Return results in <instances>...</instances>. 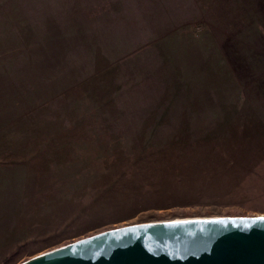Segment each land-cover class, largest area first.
<instances>
[{"label":"rangeland","instance_id":"obj_1","mask_svg":"<svg viewBox=\"0 0 264 264\" xmlns=\"http://www.w3.org/2000/svg\"><path fill=\"white\" fill-rule=\"evenodd\" d=\"M102 1L0 0V182L18 176L13 192H0V264L138 222L264 214V118L241 116L247 111L228 94L217 103L218 85L201 70L208 47L215 53L226 32L261 20L248 12L250 0H132L140 13L130 12L131 0H108L105 14L97 13ZM76 30H97L102 48L89 64L75 58L83 49ZM107 30L124 31L117 47ZM154 30H163L159 40L175 63L168 77L184 88L173 114L159 110L170 88L154 76L165 70L149 47ZM38 36L49 42L37 44ZM121 57L119 77L113 68L91 77ZM168 138L189 146L161 150ZM181 181L190 185L170 188ZM144 182L163 184L169 196L147 197Z\"/></svg>","mask_w":264,"mask_h":264},{"label":"water","instance_id":"obj_2","mask_svg":"<svg viewBox=\"0 0 264 264\" xmlns=\"http://www.w3.org/2000/svg\"><path fill=\"white\" fill-rule=\"evenodd\" d=\"M264 214L179 217L97 231L16 264H264Z\"/></svg>","mask_w":264,"mask_h":264},{"label":"trees","instance_id":"obj_3","mask_svg":"<svg viewBox=\"0 0 264 264\" xmlns=\"http://www.w3.org/2000/svg\"><path fill=\"white\" fill-rule=\"evenodd\" d=\"M111 5H112L111 2L108 1V0L102 1L101 2V5H100L101 6L100 7V10L101 11H98L97 13L103 12L105 14L106 12H109L108 9L111 7ZM136 5H138V6H136ZM128 7L130 9V12L135 11L137 13H140V12L143 11L142 3L141 2H138V1H133V2H132V0L129 1L128 2ZM137 8H138L139 12L137 11ZM94 19H95V16H94ZM96 31L97 30H76V38L79 41H81V43L83 44V49L79 53L76 54V57L75 58L76 59L79 58L80 61H81V63H82V60H84L85 61V64H89L91 62V60L89 59L90 52H94L95 47L100 46V43H98L96 41V39H95V33H96ZM162 31L163 30H154V33L156 32V39L149 46L152 49V51L154 52V54L156 55V58H157L156 64H158V65L163 64L165 66V70L162 69L161 72H158V73L155 72L156 74L154 73V76L155 75L161 76L162 77L161 80L164 79V81L162 80L161 82L162 83L163 82L164 83L167 82L164 85H166V86H168L170 88V90L166 93V94H170V97L167 98L166 101L164 100V103L162 104V106L159 107V110L161 112V115L164 112L165 113L173 114L172 111L174 109V100H175V98H173L174 97V94H176L180 90H182V92H183V89H184L181 84L179 86L176 85L178 76H177V79H170L168 77V75L171 76V74H174L175 75V72H176L175 71V63L171 59L169 60V57H167V53L168 52L165 51V47L162 44L163 41H161L162 39L159 40L161 35L158 32H162ZM246 31H248V30H246ZM246 31L245 30H240V31L237 30L235 32V34L238 35L237 37H238V39L240 41L248 44V43L251 42V40H254V35L251 34V33H246ZM242 32H243V34H241ZM107 33H109L110 36L113 37V40L112 41H114V45L117 47L118 46V43H117V41L115 39H116V37L120 36V34H123L124 31L123 30H107ZM169 34H170V36H174L175 35L174 32H173V30H170V33ZM45 37L46 36H44V37L38 36L36 43L42 45V42H43V45H45L46 42H49L48 39H46ZM188 39H190V37ZM225 39H227V40L220 41V42H218V45L217 46H214L215 47V50H216L215 53H213L209 49V47L206 49L207 50V53H208V58L211 61V64L214 67L216 66V68H215L216 70L215 71L218 72V76H215L216 75L215 73L213 75H211V77L214 80H218L219 77H221V76H226L224 74V71L220 70V72H219V69H217L218 68L217 66H219L218 63L221 61V57L227 63V78H229L230 75H233L234 76V71H235V68H236V65H237L236 64L237 63L236 60L239 59V61H247L248 60L246 58V55L247 54L249 55V57H250L251 60H252V58H254V57H252L254 55V54H252V51L253 50H251V49L250 50H246V49H243L241 47H239V48L237 47V45H240V41L238 39H236L235 37H230V35H229V36L225 37ZM234 39L237 40V42H238V44H236L235 46L231 44V41L233 40V42H234ZM169 45L167 47V50L168 51H171L172 50V51L175 52V50L173 49L174 46L173 45L169 46ZM248 45L249 46H252L254 44H252V45L248 44ZM98 48L100 50L102 48V46H100ZM182 50H183V48L181 47V52H182ZM177 51H180V50L177 49ZM95 53H99V52H95ZM218 54L220 56V59H218ZM242 54H243L244 57L241 56ZM153 57H155V56H153ZM120 59L121 60H124L125 57L124 58L123 57L119 58L118 60L115 61L114 64H111L107 68L101 69L100 72H97L96 74L92 75L91 77L92 78H95V77L99 76L101 78L102 75L108 73V71L111 68L114 69L115 73L118 74L116 76L119 77V75H120L119 74V64L121 62ZM145 59L149 62L151 60V57L148 56ZM245 59H247V60H245ZM94 62H97L96 59H94ZM167 68H168V70H170L169 74H168ZM199 69H201V68L199 67ZM141 70H143V73H144V71H147L146 69H141ZM201 70H202V72H204L203 69H201ZM215 71H213V72H215ZM147 75L149 76L150 74H148V72H147ZM164 76H167L168 79L167 78L165 79ZM208 77H210V76L208 75ZM87 80L89 81L90 79L88 78ZM81 82H85V81H81ZM81 82H79V83H81ZM110 84L113 85V82H110ZM173 85L176 86L175 92L173 90ZM218 88H219V86H218ZM105 91H106L105 89H103L101 91H98L97 95H99L101 98H104V96L102 95V93H104ZM176 99H177V101L179 103V106H180L179 111L181 112V110H185V105L184 104H180L182 101H184L183 100V97L182 96H179ZM188 100H190V96L189 95H188ZM186 107H189L190 108L189 105L186 106ZM256 129H257L256 131L260 132V129L259 128H256ZM250 137H254V136L251 135ZM163 144L164 145H163V147H162L161 150L169 149V148H174L176 150H181L183 147L189 146L188 144H186V145H179V144H177L176 145L174 142H170V138H168L167 141H166V143H163ZM159 150H160L159 148L158 149H155L153 151V153L154 152H159ZM146 153H147L146 151H142L141 152V155L142 154H146ZM147 154H152V153H147ZM166 168L167 169H166V171H164V173L166 174V173L169 172V173L172 174L171 166H167ZM122 172L123 173H126V175H127V174H129L131 172V170H127L125 168H122ZM123 173H120L121 176H122ZM141 176H144V175L143 174L142 175H138V177H141ZM174 176H172V175L169 176V178L167 179V181H164V183L170 184V182L173 181L176 178ZM97 178H99V176L95 177L94 179H97ZM142 184L146 187L145 192H147V194H146L147 197H159V196L166 197V196H169V195L163 194L164 192L161 191L162 188H165L166 187V186H163V184L159 185L158 188L157 187L156 188H153L151 182H144ZM188 185H190V184L187 183V182H185V181H181L179 184L171 185L170 188H175V187L185 188V187H188ZM165 192H173V191H172V189H170V190H166ZM95 195L96 194L94 193L93 196L95 197ZM102 195H103V192L100 195H98V197H100ZM172 196L175 197V196H181V195H177V193L173 192Z\"/></svg>","mask_w":264,"mask_h":264},{"label":"crops","instance_id":"obj_4","mask_svg":"<svg viewBox=\"0 0 264 264\" xmlns=\"http://www.w3.org/2000/svg\"><path fill=\"white\" fill-rule=\"evenodd\" d=\"M243 2L244 0H237V2ZM250 3V5L248 6V12L253 14L252 17H255V13L257 14L256 16L258 18H260L261 20L257 21V23L253 24L252 30H248L246 31V33H251L254 35V40H251L250 45L249 46L247 43H244L242 41H240L238 39V35L235 33H230L228 31V33L226 32L224 35V38L229 36L230 37H235L236 39H238L240 41V45H237V47H241L243 49L246 50H253L252 54H255L256 56H252L256 59V61L254 60H247V61H237V65L234 71V76L230 75L229 79L227 80V63L226 61L223 60L220 61L218 64L219 66H217L220 70L224 71V74L226 76H221L219 77L218 80H214L211 75H213V70L216 68V66L214 67L210 62H206L208 64H204L207 67H202V69L204 70L203 74L204 77L203 79H210L212 82L216 83L219 88H218V97L217 99V103H220L221 101L225 102V97L224 96H228L230 95L231 97H233V102H234V108L238 111H247L246 113H241L242 115H248L250 116V118L255 122H258V117L264 118V103H262L264 101V80H260V81H255L253 79L254 76L258 75L259 77H264V0H250L247 2V4ZM242 11V10H241ZM258 26L261 28V30H258ZM237 31V30H236ZM240 31V30H239ZM207 33V32H206ZM243 34V32L241 33ZM232 45H236L238 44L237 40L234 39L231 41ZM246 46H245V45ZM221 48V47H220ZM238 58V57H237ZM260 64V65H259ZM257 65V67H256ZM243 71H242V70ZM208 75L210 77H208ZM253 81L255 83H261L262 85H259L257 88L252 86L251 83H253ZM232 86L230 88L231 92H228L227 90V86ZM226 88V91L224 89H222L221 87ZM242 87V92H241V88ZM255 91H259L255 92ZM228 94V95H226ZM260 99V101H259ZM236 102V103H235ZM261 123H264V120H262ZM18 176L17 175H6L4 177L1 178L2 184L0 182V192H13L14 190V181L17 182Z\"/></svg>","mask_w":264,"mask_h":264},{"label":"snow or ice","instance_id":"obj_5","mask_svg":"<svg viewBox=\"0 0 264 264\" xmlns=\"http://www.w3.org/2000/svg\"><path fill=\"white\" fill-rule=\"evenodd\" d=\"M260 219H264V217H260Z\"/></svg>","mask_w":264,"mask_h":264}]
</instances>
